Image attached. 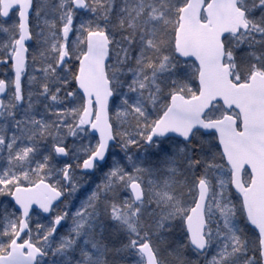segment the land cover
<instances>
[{"label":"snow or ice","instance_id":"snow-or-ice-1","mask_svg":"<svg viewBox=\"0 0 264 264\" xmlns=\"http://www.w3.org/2000/svg\"><path fill=\"white\" fill-rule=\"evenodd\" d=\"M0 264H264V0H0Z\"/></svg>","mask_w":264,"mask_h":264}]
</instances>
